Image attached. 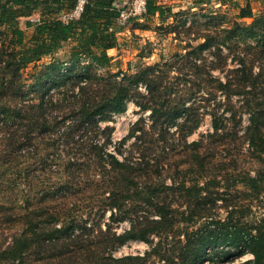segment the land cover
<instances>
[{"label": "trees", "instance_id": "1", "mask_svg": "<svg viewBox=\"0 0 264 264\" xmlns=\"http://www.w3.org/2000/svg\"><path fill=\"white\" fill-rule=\"evenodd\" d=\"M79 1L0 0V27L4 26L0 30V113L35 116L38 105L29 104L26 110L7 102L14 90L25 84L23 71L27 65L52 54L66 40L73 39L72 60L87 58L98 67L111 65L108 49L119 44L118 17L127 0H83L78 16L63 18V14L70 15L75 10ZM35 10L40 11V18L26 20L27 26L34 27L27 41L19 19ZM171 12L170 6L147 0L143 16L165 18ZM5 36L9 37L8 44H4ZM201 46L209 47L208 42ZM241 63L233 79L216 77L208 83L214 94L220 91L225 99L246 92L251 95L246 99L249 122L245 141L254 157L261 160L264 86L255 76L258 73L254 74L244 61ZM163 65L147 64L135 73L116 72L101 80L91 77V83L90 76H84L87 85L67 104L72 115L66 132L67 144L74 151L72 161L83 166L81 171L88 174L90 183L58 199L50 195L41 201L27 196L24 210L14 208L18 220L10 218L21 223V229L0 242V264H264V215L253 221L237 220L232 215L215 218L208 205L209 188L219 167L214 165L217 151L210 152L206 142L214 138L224 142L222 131L233 112L227 108L221 111L212 100L207 102L208 108L200 110L206 107L198 103L202 92L175 90L166 84L160 74ZM7 73L11 79L5 77ZM141 84L146 92L139 90ZM129 99H134L141 110H149V114L137 119L119 145L110 149L111 133L108 131L106 138L97 136L99 122L112 112L124 110ZM205 114L211 115L212 130L189 142L188 137L200 127ZM33 120L27 125L34 129L39 120L36 116ZM49 121L44 119L36 126L40 129ZM90 125L95 127L96 136L77 140L73 134L90 131ZM27 135L26 131L22 138ZM10 139L17 145V139ZM131 139L127 151L122 146ZM18 155L26 158L30 154ZM85 167L90 171L86 172ZM12 182L23 181L14 178ZM53 198H67L71 205L67 204V212L60 205L51 207ZM108 209L112 223L103 228L94 220ZM43 217L45 222L41 221ZM201 219L207 221L197 225ZM80 220L81 233L76 232L77 226L71 230ZM125 220L128 226L118 231L115 224ZM131 240H144L148 248L144 252L115 254L119 246ZM248 252L252 258L236 262Z\"/></svg>", "mask_w": 264, "mask_h": 264}, {"label": "rangeland", "instance_id": "2", "mask_svg": "<svg viewBox=\"0 0 264 264\" xmlns=\"http://www.w3.org/2000/svg\"><path fill=\"white\" fill-rule=\"evenodd\" d=\"M158 1L171 7L169 16H132L117 26L119 44L108 51L112 56L111 65L98 67L87 58L72 60L73 39H69L52 54L29 63L24 69L25 84L14 90L7 103L26 110L29 104L38 105L40 108L36 106L33 113L39 120L36 125L44 119L50 121L49 125H40V129L35 125L33 129L27 124L34 122L35 116L17 112L10 115L6 111L0 113V242H5L11 234L21 229V223L10 218L18 220L13 213L14 208L15 211L24 210L28 203L27 196L41 201L50 195L58 199L90 183L88 174L81 171L83 166L72 161L74 151L67 144L66 132L72 115L67 104L73 95H79L87 85L84 76L89 75L88 82L91 83V77L101 80L121 71L132 74L147 64L155 63L165 64L161 66L160 74L165 77L164 82L175 90L202 92L203 97L198 103L206 107L200 110L208 108L207 102L212 100L221 111L227 108L233 112L222 131L224 142H220L219 138L206 142L210 152L217 151L214 165L219 167L209 188L208 205L212 215L215 218L232 215L241 221H253L264 215V155L258 160L245 141V129L249 122L248 113L245 112L248 107L246 99L251 95L246 92L225 99L220 91L214 94L208 83V80L213 81L216 77L223 81L229 77L233 79L238 73L237 69L242 66L241 61H244V65L251 67L254 74L258 73L255 76L264 86V0ZM72 14L73 11L70 15L62 16L67 19ZM39 18L38 10L27 18L20 17V26L25 29L27 41L34 27L27 26L26 20L36 21ZM3 38H6L4 44H8L9 37ZM203 42H208L209 47H202ZM5 75L11 79L9 73ZM246 88L251 90L249 86ZM139 90L146 92L143 84ZM148 114L149 110H141L134 99H129L124 110L112 112L109 118L99 122L97 136L106 138L109 131L112 138L109 148L113 149L128 134L133 123ZM234 114L236 118L233 119ZM108 126L109 130L106 129ZM89 128L90 131L81 130L73 135L81 140L87 135L96 134L93 125ZM28 130H34V133ZM210 130L211 115L205 114L200 127L188 137V141L198 139ZM26 131L27 137L22 138ZM9 138L17 139V145ZM132 140L122 147L128 151ZM20 153L30 155L23 158L18 155ZM84 170L90 171L87 167ZM179 175L182 176V173ZM14 178L25 183L15 184L12 182ZM55 198L50 206L60 205L67 212V198L59 201H55ZM110 214L108 209L94 222L106 228L107 223H112ZM44 218L42 222H45ZM204 221L207 219H201L197 225ZM82 223L81 220L75 223L71 230L77 226L79 229L76 232L81 233ZM64 224L67 227V219ZM115 226L121 231L128 226V221L117 222ZM147 248L146 241L131 240L119 246L115 254L144 252ZM252 257L248 252L236 262Z\"/></svg>", "mask_w": 264, "mask_h": 264}, {"label": "built area", "instance_id": "3", "mask_svg": "<svg viewBox=\"0 0 264 264\" xmlns=\"http://www.w3.org/2000/svg\"><path fill=\"white\" fill-rule=\"evenodd\" d=\"M83 7V0H80L77 4L73 15L78 16ZM147 10V0H130L122 5L118 17L119 24L126 22L132 16L143 15Z\"/></svg>", "mask_w": 264, "mask_h": 264}, {"label": "crops", "instance_id": "4", "mask_svg": "<svg viewBox=\"0 0 264 264\" xmlns=\"http://www.w3.org/2000/svg\"><path fill=\"white\" fill-rule=\"evenodd\" d=\"M25 17L27 18L28 16H25ZM112 49H114V47H112V48H109V49H108V51H109V50H112Z\"/></svg>", "mask_w": 264, "mask_h": 264}]
</instances>
